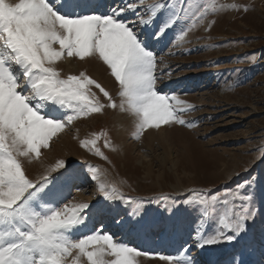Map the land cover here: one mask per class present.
Listing matches in <instances>:
<instances>
[{
  "label": "snow or ice",
  "instance_id": "obj_1",
  "mask_svg": "<svg viewBox=\"0 0 264 264\" xmlns=\"http://www.w3.org/2000/svg\"><path fill=\"white\" fill-rule=\"evenodd\" d=\"M241 8L248 10L219 0H124L98 14L92 0H0V264H140L139 257L158 255L118 241L102 228L81 233L94 213L103 215L110 205L62 203L67 199L62 187L75 175L65 159L46 166L36 179L27 174V165L43 163L42 150H50L54 138L74 122L106 109L131 112L137 139L147 129L192 127L181 114L194 106L158 89V81L170 73L152 49L172 39L173 47H181L196 26L211 30L215 20L209 15ZM126 13L133 19H125ZM65 57L102 61L118 84L119 102L86 71L62 76L57 65ZM102 138L103 147L115 151L106 132L76 137L81 148L108 161L99 145ZM89 173L104 201L124 200L101 179L97 166L89 165ZM184 204L199 212L192 238L198 248L242 241L247 221L256 214L254 197L243 185L215 193L189 189ZM209 222L215 224L211 230ZM193 245L158 258L166 264H195L189 255ZM236 264L244 262L238 258Z\"/></svg>",
  "mask_w": 264,
  "mask_h": 264
},
{
  "label": "rangeland",
  "instance_id": "obj_2",
  "mask_svg": "<svg viewBox=\"0 0 264 264\" xmlns=\"http://www.w3.org/2000/svg\"><path fill=\"white\" fill-rule=\"evenodd\" d=\"M123 3L92 0V7L99 14ZM219 3L246 5L248 10L227 9L209 15V20H215L211 30L196 26L181 47L172 46V37L182 25L177 26L169 33L171 44L166 40L152 49L164 61L160 67L170 73L158 81V89L194 106L195 110L181 114L192 127L172 124L147 129L137 139L131 112L106 109L104 114L74 122L66 133L54 138L50 150H42L43 163L27 165V174L36 179L46 166L65 159L69 172L75 175L67 181L71 191L64 192L62 187L67 197L62 203L71 200L96 207L100 203L110 205L103 215H92L82 234L109 223L103 230L118 241L151 254L176 255L182 247L193 245L198 225L199 212L184 204L189 189L215 193L243 185L254 197L256 213L247 221L244 239L205 248L193 245L189 255L195 264H207L206 256L212 259L214 248L223 247L224 256L217 264H236L238 258L244 264H264V0ZM124 18L133 19L130 13ZM57 67L64 77L86 71L119 102L118 84L99 59L65 57ZM93 91L103 100L99 90ZM99 132H106L115 148L103 147V138L99 141L108 161L81 148L76 139ZM89 165L101 170V179L115 186L123 201H104L92 179L84 185V173L90 175ZM184 208L188 211L177 212ZM223 210V205L218 206L219 212ZM141 217L142 224L132 227ZM207 227L211 230L215 224L209 222ZM158 255L138 259L140 264H166Z\"/></svg>",
  "mask_w": 264,
  "mask_h": 264
},
{
  "label": "bare ground",
  "instance_id": "obj_3",
  "mask_svg": "<svg viewBox=\"0 0 264 264\" xmlns=\"http://www.w3.org/2000/svg\"><path fill=\"white\" fill-rule=\"evenodd\" d=\"M83 177H84V182H83L84 185H85V183H87V181H89V180L91 181V177L88 173H84ZM71 189H72L71 184L69 182L64 184V186H63L64 192H68L69 190L71 191ZM109 226H110L109 223H107L106 225H104L103 229H107ZM216 247H218V246H216ZM223 252H224L223 247L214 248L212 259H209V256H206V263L207 264H216L219 261V257L222 258V256L224 255Z\"/></svg>",
  "mask_w": 264,
  "mask_h": 264
}]
</instances>
